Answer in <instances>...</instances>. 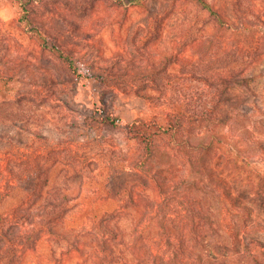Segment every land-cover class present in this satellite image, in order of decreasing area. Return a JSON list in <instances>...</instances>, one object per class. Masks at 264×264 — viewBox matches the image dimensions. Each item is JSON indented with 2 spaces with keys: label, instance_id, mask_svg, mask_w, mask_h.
I'll list each match as a JSON object with an SVG mask.
<instances>
[{
  "label": "rangeland",
  "instance_id": "1",
  "mask_svg": "<svg viewBox=\"0 0 264 264\" xmlns=\"http://www.w3.org/2000/svg\"><path fill=\"white\" fill-rule=\"evenodd\" d=\"M29 1L0 0V71L17 77L18 88L0 96V188L8 191L0 209L9 213L20 206L21 189L9 186L11 167L20 159L54 169L53 185L45 188L51 193L41 198H78L63 224L24 245L15 264H200L209 255L254 264L245 243L259 245L255 253L264 260V0L242 1L253 10L245 16L250 33L241 29L232 0H207L222 13V22L196 0L122 6L98 0L84 16L73 0H36L27 11ZM40 35L55 37L82 62L114 73L148 69L166 55L177 61L169 66L173 72L208 71L227 85L218 118L192 124L159 146L149 171L142 170L124 125L160 114L159 103L110 90L104 98L119 117L116 125L86 120L101 104V87L65 70L42 49ZM245 49L252 54L246 60ZM72 157L84 162L87 178L94 177L82 194L80 179L65 174ZM108 168L130 170L133 190L108 198L109 230L102 232L90 215L81 222L75 215L105 197L94 188L96 174ZM140 169L150 183L134 174ZM30 196L39 201L37 193ZM168 213L178 224L170 236L163 234Z\"/></svg>",
  "mask_w": 264,
  "mask_h": 264
},
{
  "label": "trees",
  "instance_id": "2",
  "mask_svg": "<svg viewBox=\"0 0 264 264\" xmlns=\"http://www.w3.org/2000/svg\"><path fill=\"white\" fill-rule=\"evenodd\" d=\"M35 1L30 0V5L26 4L23 9L27 11L33 10L31 2ZM63 1L65 4L70 2V0ZM73 1V7L82 16L88 14L87 8L96 7L98 2V0ZM138 1L110 0L114 6H122L127 3L135 4ZM196 1L206 8L217 21H223L222 13L215 9L207 0ZM242 1L244 0H232V12L238 15L239 24L243 32L250 33L252 25L246 20L245 16H253V10L248 6L244 9L241 5ZM27 18L29 20V17ZM67 22L73 24L72 22L74 21L68 19ZM38 40L43 50L51 51L56 59L63 62L65 70L73 74L78 72L84 78L94 79L101 87V104L98 108L95 107L92 113L85 115L86 120L99 121L107 126L116 125L119 117L113 112L111 106H108L104 98L105 94L110 90L118 93H131L146 101L159 103L160 114H154L149 118L140 117L133 119L124 125L127 137L136 143V147L139 150L137 159L141 167H143L142 170L149 171L146 168L155 158L156 150L159 146L176 140L192 124L203 125L218 118L224 94L227 90L225 82L208 71L196 69H189V71L184 73L171 71L169 66L177 62L172 55H166L158 61H153L150 67L145 70L114 73L107 68H97L93 64L82 62L78 57L72 55L71 51L60 46L55 37L40 35ZM245 50L243 59L246 60L252 54L250 52L251 49ZM233 62V67H237V64L239 65V62ZM240 64L243 63L240 62ZM259 64L264 65V58L259 61ZM16 82L17 77L6 75L0 71V96L6 97L16 91L18 89ZM151 84L153 86H150ZM155 107H157L156 104ZM63 158L66 159L67 157L64 156ZM72 158L74 164L67 167L65 174L72 173L74 177L80 179L79 193L82 194L83 186L87 182L93 181L94 177L91 175L87 178L88 175L85 172L87 167L84 166L83 161H79L80 157ZM52 169L46 163L40 162L31 165L24 159H20L16 165L11 167L9 186L20 188L23 195L20 206L17 209H12L9 213L0 209V264H15L24 245L32 244L43 233L51 232L53 229L60 227L66 220L67 214L76 206L75 203H72V200H76L78 196L69 197L68 195H63L59 198L48 197L47 195L45 198H41L43 195L51 193L45 188L48 185H53L51 183L53 179L50 178H52L53 174L55 176V171ZM142 170H135L134 174L142 177L146 183H150L148 174L143 173ZM129 172L130 170L126 169L108 168L101 173H97L96 175H100L99 180L97 179L96 181L97 188L94 189H97L98 193L103 194L105 197L102 196L104 197L103 199H98L92 205L88 204L84 209L81 208V215H75V217L81 222L83 215H90L91 221L95 222V226L100 231H108L109 225L104 221V214L113 205V203L108 205V198L111 196L117 197L124 192L131 193L133 188L130 185L133 183L129 184V178L126 177L130 174ZM37 188L39 192L35 191ZM30 193H37L39 201L31 200ZM7 197L8 191L0 188V207L5 203ZM23 204L27 205L23 206ZM34 206L36 207L31 209ZM117 206L119 204H116ZM32 210L35 211L31 213ZM167 216L165 220L167 231H163V234L170 236L178 231V224H174L175 219L170 213ZM195 217V209L192 208V219ZM117 219L120 220V214L117 215ZM193 222L197 223L198 221L193 219ZM181 228L183 229V227ZM259 248L260 246L255 243L253 245L245 243L244 245V253L247 254L246 258L249 257L254 264H264V260L255 253ZM111 254L116 255L114 249ZM200 264L238 263L233 259L224 258L214 261L212 256L209 255Z\"/></svg>",
  "mask_w": 264,
  "mask_h": 264
}]
</instances>
